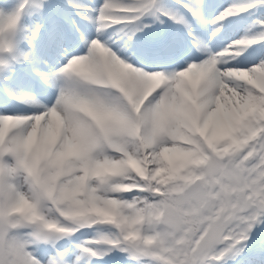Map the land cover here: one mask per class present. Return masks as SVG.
<instances>
[{
    "label": "snow or ice",
    "instance_id": "obj_1",
    "mask_svg": "<svg viewBox=\"0 0 264 264\" xmlns=\"http://www.w3.org/2000/svg\"><path fill=\"white\" fill-rule=\"evenodd\" d=\"M0 264H264V0H0Z\"/></svg>",
    "mask_w": 264,
    "mask_h": 264
}]
</instances>
